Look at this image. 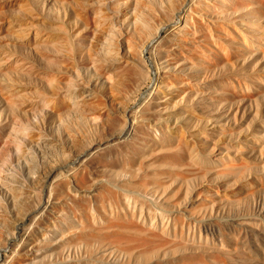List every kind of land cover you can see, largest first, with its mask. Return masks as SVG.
Returning <instances> with one entry per match:
<instances>
[{
  "label": "rangeland",
  "instance_id": "obj_1",
  "mask_svg": "<svg viewBox=\"0 0 264 264\" xmlns=\"http://www.w3.org/2000/svg\"><path fill=\"white\" fill-rule=\"evenodd\" d=\"M88 1L0 0L4 205L8 174L28 176L43 137L86 153L60 152L55 220H28L44 232L37 262L264 264V0H190L180 28L184 0H138L136 15L137 0ZM127 113L137 124L113 140Z\"/></svg>",
  "mask_w": 264,
  "mask_h": 264
},
{
  "label": "bare ground",
  "instance_id": "obj_2",
  "mask_svg": "<svg viewBox=\"0 0 264 264\" xmlns=\"http://www.w3.org/2000/svg\"><path fill=\"white\" fill-rule=\"evenodd\" d=\"M80 1V0H79ZM90 1V0H89ZM88 1V2H89ZM96 1V0H95ZM142 1V0H141ZM140 1V2H141ZM168 1V0H167ZM173 1V0H172ZM190 0H184V4L182 5L181 9L178 10V12L176 13L175 16H177L176 18H178V21L174 22L175 25H177L179 28L182 27L184 25V23L187 22L188 20V16H186L185 11H190V7L188 6L189 4L187 3ZM91 2V1H90ZM137 2V3H136ZM139 1H135L134 3V7L133 8V12L136 15V8L137 5H139L140 3H138ZM145 2V1H142ZM141 2V3H142ZM169 2V1H168ZM171 2V1H170ZM80 3V2H79ZM87 3V2H86ZM155 0H148V2L146 3L147 5H144L145 7L143 9H145V11H152L155 10L154 8V4ZM157 0H156V5L157 4ZM161 4L163 3L162 1L160 2ZM91 4V3H90ZM143 4V3H142ZM171 4V3H170ZM180 4V3H179ZM174 5V4H173ZM82 6V5H80ZM140 6V5H139ZM163 6V4H162ZM172 6V4H171ZM77 7V6H76ZM129 7V6H128ZM157 7V6H156ZM155 7V8H156ZM174 7V6H173ZM164 8V7H163ZM85 9V8H84ZM129 9V8H128ZM158 9V8H157ZM169 10V9H168ZM76 11V10H75ZM78 11V10H77ZM140 11V10H139ZM155 12V11H153ZM81 13V12H80ZM133 13V14H134ZM171 13V12H170ZM138 14V13H137ZM152 14V13H151ZM156 14V13H155ZM193 14V13H191ZM85 15V14H84ZM134 16V21H135V25L137 23H142L147 25V21L143 20V19H137ZM140 15V14H139ZM153 15V14H152ZM151 15V16H152ZM80 16V15H79ZM82 16V14H81ZM80 16V17H81ZM149 16V15H148ZM147 17V16H146ZM156 17V16H155ZM192 17V16H191ZM145 18V17H144ZM148 18V17H147ZM145 18V19H147ZM159 18V17H158ZM148 20V19H147ZM192 20V19H191ZM153 21V20H152ZM150 21V22H152ZM159 23V22H158ZM149 24V23H148ZM152 24V23H151ZM170 25H172L171 23H168L165 25V27H161L163 29L162 32L166 31V28L169 27ZM187 25V24H186ZM64 26V25H63ZM144 26V25H143ZM164 26V25H163ZM194 26V25H193ZM204 26V25H203ZM113 27L114 24H113ZM150 27V26H149ZM136 28V27H135ZM31 29V28H30ZM138 29V27H137ZM142 29V28H140ZM159 29V30H160ZM183 29V28H182ZM63 30V29H62ZM141 31V30H140ZM159 32V31H158ZM71 33V32H70ZM191 33V32H190ZM109 34V33H108ZM195 34V33H194ZM210 34V33H209ZM111 35V34H110ZM160 35L159 34L156 36V38H158ZM65 36V35H64ZM114 36V35H111ZM139 36V35H138ZM116 38V36H114ZM111 38V37H110ZM129 38V37H128ZM185 38V37H184ZM124 39V38H123ZM177 39V38H176ZM112 40V39H111ZM110 39H108L107 41V47H103L100 51L101 56L104 57V65L105 62H107L106 64H108V66L113 67L114 69L117 68V64L119 62V58H120V49H114L113 48V44L114 42H112ZM122 40V39H121ZM213 40V38L211 39ZM105 41V40H104ZM176 41V40H175ZM194 41V40H193ZM172 44V43H171ZM174 45V44H173ZM172 45V46H173ZM177 45V44H176ZM179 45V44H178ZM127 46L129 48V51L131 50L130 48L132 47V42L127 41ZM176 47V46H175ZM178 47V46H177ZM191 48V47H190ZM173 49V48H172ZM175 51V50H174ZM131 52V51H130ZM133 53V52H132ZM169 53V52H168ZM172 53V52H171ZM171 56V55H169ZM175 56V55H174ZM100 58V57H99ZM169 58V57H168ZM99 60V59H98ZM100 61H103L100 60ZM140 63V61H139ZM142 64V63H141ZM101 65V64H99ZM99 65H96L97 67H99ZM167 65H169L167 63ZM107 66V65H106ZM96 67V68H97ZM121 67V66H120ZM100 68V67H99ZM112 68V69H113ZM106 69V67H105ZM103 70V69H102ZM110 70V69H109ZM31 71V70H30ZM118 71V70H117ZM116 73L113 71V74ZM109 74V73H108ZM112 74V75H113ZM118 74V73H117ZM145 74V73H144ZM116 75V74H115ZM120 75V74H119ZM123 75V74H122ZM121 75V77H122ZM108 78V77H106ZM121 79V78H120ZM8 80V79H7ZM124 80V78H123ZM110 81V80H109ZM119 81V80H118ZM9 82V81H8ZM125 82V80H124ZM6 83V82H5ZM12 83V82H11ZM123 83V82H122ZM24 84V83H23ZM88 84V83H87ZM120 84V83H119ZM93 85V84H92ZM126 85V84H125ZM14 85H11V87ZM111 86V85H110ZM90 87V86H89ZM89 87L85 88V92H89L91 89ZM93 87V86H92ZM122 88V87H120ZM83 89V88H82ZM93 89V88H92ZM83 91V90H82ZM93 91V90H92ZM3 92V91H2ZM14 92V91H12ZM92 94V92H91ZM27 95V94H26ZM74 96V95H73ZM89 96V95H88ZM5 97V96H4ZM120 99V98H119ZM97 100V99H96ZM122 100V99H121ZM79 101V100H78ZM119 101V100H118ZM117 101V102H118ZM53 103V102H52ZM72 104V103H71ZM78 104V103H77ZM83 104V103H82ZM45 105V104H44ZM119 106V105H118ZM111 107H113L111 105ZM120 107V106H119ZM84 108V107H82ZM107 108V107H105ZM115 108H113L114 110ZM118 110V108H116V111ZM125 110V109H124ZM123 110V111H124ZM134 110V109H133ZM80 111V109L78 110ZM104 111V110H103ZM115 111V110H114ZM77 112V111H74ZM89 112V111H88ZM109 112V111H108ZM107 112V113H108ZM83 113V112H82ZM87 113V112H86ZM112 113V112H111ZM81 114V113H80ZM79 114V115H80ZM85 114V113H84ZM123 114V113H122ZM121 114V115H122ZM125 114V113H124ZM112 115V114H111ZM118 115V114H117ZM126 115V114H125ZM136 115V114H135ZM134 115V117H135ZM71 116V115H70ZM76 116V115H75ZM108 116V115H107ZM123 116V115H122ZM133 116V114H131V117ZM137 116V115H136ZM69 117V116H68ZM85 117V116H84ZM111 117V116H110ZM131 117L129 115V113H127V117H126V125L125 127L121 130V132L118 135H112V139L115 140L116 138L121 139L124 138L126 135L128 136L129 130H131V123L133 121V124H137L135 123V120L137 119V117L131 120ZM123 119L125 120V118L123 117ZM69 121V120H68ZM138 121V120H137ZM123 122V120H122ZM62 123V121H61ZM65 124V123H64ZM67 124V123H66ZM65 124V125H66ZM124 124V123H123ZM132 124V125H133ZM20 125V124H19ZM64 126V125H63ZM21 127V126H20ZM23 127V126H22ZM66 127V126H65ZM64 127V128H65ZM70 129V128H69ZM69 129L66 130V132H69ZM20 130V128H19ZM44 131V130H43ZM135 131V130H134ZM22 132V131H21ZM70 132H72V130L70 129ZM131 133V132H130ZM69 135V134H68ZM72 135V134H71ZM177 135V134H176ZM74 136V135H73ZM72 136V137H73ZM179 136V135H178ZM43 143L41 145L37 146V150L33 149L28 151L26 154V156L24 157L25 160V164L22 163L27 167V173L28 176H20L16 174H6V176L9 178V181L6 180L5 182V189L10 191L11 194V198H12V202H13V208H9L7 207L5 204V202H3V200L1 199L2 197L0 196V262H1V258L4 254V256H6V252L7 250H9L12 255L11 256H16V257H20L22 259V264H34L39 260V254H37V243L38 240L40 239L38 236L41 235L42 233L44 234L43 230L40 227H37V230L32 231V225L30 226V224H28V220L32 219L33 221H37V224L39 225L40 222H42L43 220H48V221H52L54 219V217H56V212L54 211L55 208V203L52 199V194L48 191V189L51 188V185L54 183V181L57 179H59L60 174H62L65 169L68 168L69 163L67 162H62L63 160L60 159V152L62 153L63 156H67L69 155H74L78 161L82 158H84L86 156V153H78L76 151V143H72V146H67V145H63L61 143H55L54 141L52 142L51 139H49L48 137H43ZM60 138V137H59ZM70 138V137H69ZM37 139H39L37 137ZM126 139V138H125ZM62 140V139H60ZM78 141V140H76ZM62 142V141H61ZM65 142V141H64ZM101 143V142H100ZM107 143V142H106ZM68 144V143H67ZM81 144V143H80ZM78 145V144H77ZM98 145V144H97ZM80 148V147H79ZM27 149V148H26ZM81 149V148H80ZM97 149V148H96ZM68 150V151H67ZM79 151V150H78ZM87 152V150H86ZM92 152V150L90 151ZM78 153V154H77ZM90 154V153H89ZM25 154H23L24 156ZM61 155V156H62ZM68 155V156H69ZM52 156L54 157H58V161H56L55 163H52V160L50 161V159H52ZM65 159V158H64ZM71 159L68 158L67 161ZM75 159V158H74ZM62 160V161H61ZM66 161V160H65ZM79 163V162H78ZM18 164V163H17ZM4 165V164H3ZM8 165V164H7ZM11 165V164H10ZM72 166V165H70ZM69 166V167H70ZM12 167V166H11ZM19 167V166H18ZM21 167V166H20ZM73 168V167H72ZM11 169V168H10ZM16 169V168H15ZM69 169V168H68ZM14 170V169H13ZM21 170V169H20ZM26 170V169H25ZM24 170V171H25ZM17 171V170H16ZM21 172V171H19ZM23 172V171H22ZM7 173V172H6ZM11 173V172H9ZM21 174V173H20ZM7 178V179H8ZM76 185V184H75ZM102 186V185H101ZM4 187V185H3ZM78 187V186H77ZM6 190V191H7ZM54 190V189H53ZM81 190V189H80ZM49 192V193H47ZM74 193L78 194L76 189L73 190ZM72 192V193H73ZM47 194H49L47 196ZM5 195V194H4ZM80 199V198H79ZM109 205V204H108ZM62 209V208H61ZM187 209V208H186ZM45 220V221H46ZM55 220V219H54ZM44 222V221H43ZM52 223V222H51ZM55 223V222H54ZM46 225V224H45ZM49 225V224H48ZM208 225V224H207ZM94 226V225H93ZM42 227V226H41ZM201 227V226H200ZM43 228V227H42ZM208 228V227H207ZM215 228V227H214ZM212 229V227H211ZM208 230V229H207ZM216 230V229H215ZM213 231V230H212ZM218 231V230H217ZM220 231V230H219ZM209 232V230H208ZM246 232V231H245ZM214 233V231H213ZM47 234H45V236H43L44 238L46 237ZM51 236V235H50ZM40 242V241H39ZM42 243V242H41ZM39 243V244H41ZM42 245V244H41ZM42 247V246H41ZM43 252V251H42ZM10 253V254H11ZM30 254L31 257H28V254ZM41 253V252H40ZM3 256V257H4ZM10 255L8 256L5 264H9L10 263ZM13 259V257H12ZM19 261V258H17ZM45 260V259H44ZM43 260V261H44ZM13 262V261H12ZM11 262V263H12ZM20 262V261H19ZM4 263V262H3ZM2 263V264H3ZM38 263V262H37ZM18 264V263H17ZM21 264V263H19ZM39 264V263H38ZM42 264V263H41Z\"/></svg>",
  "mask_w": 264,
  "mask_h": 264
}]
</instances>
